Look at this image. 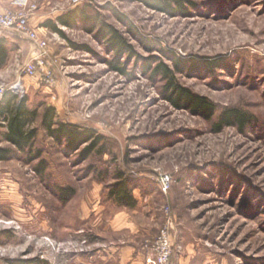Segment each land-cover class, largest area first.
Listing matches in <instances>:
<instances>
[{
	"label": "rangeland",
	"instance_id": "obj_1",
	"mask_svg": "<svg viewBox=\"0 0 264 264\" xmlns=\"http://www.w3.org/2000/svg\"><path fill=\"white\" fill-rule=\"evenodd\" d=\"M77 1L36 2L32 27L48 44L57 85L39 75L20 94L40 112L42 159L28 163L17 152L0 164V264H117L107 254L113 244L145 256L169 220L170 264H264V0ZM73 10V28L58 23ZM48 20L62 34L44 27ZM111 29L131 47L119 61ZM28 42L29 59L6 64L21 76L34 55ZM160 65L214 115L169 100ZM47 107L58 122L101 136L95 152L48 136ZM231 109L249 122L217 131ZM118 174L132 184L135 208L109 198ZM67 187L75 195L64 203L58 188Z\"/></svg>",
	"mask_w": 264,
	"mask_h": 264
},
{
	"label": "trees",
	"instance_id": "obj_2",
	"mask_svg": "<svg viewBox=\"0 0 264 264\" xmlns=\"http://www.w3.org/2000/svg\"><path fill=\"white\" fill-rule=\"evenodd\" d=\"M80 12L82 13V11ZM77 13L78 10H73L67 15L60 16L58 23L65 27L73 28ZM80 20L87 26L89 23H92L83 13ZM43 25L54 32L62 34L61 30L57 27L58 24L53 23L51 20H48ZM104 29L102 30L104 31ZM107 36L110 37V47L117 53V60L122 52H127L131 49L117 30L111 29ZM10 52L11 49L6 45L4 40H1L0 70L5 65ZM112 65L116 71H121V68L117 67L116 64L114 65L113 63ZM156 73L169 79L166 90L171 91L168 94V99L173 103L178 105L180 102L185 101L189 107H196L209 119L214 115V107L211 103L179 89L177 84L170 78V74L172 73L170 68L165 65H160L157 67ZM40 118L39 110L28 106L26 96L20 97V95L13 91L5 92L3 98L0 100V143H8L12 148L0 146V162H7L14 159L17 157V152L26 155V161L28 163L42 159V152L35 149V142L39 134V130L35 127V124ZM248 122L249 117L245 113L237 109H231L224 112L220 123L215 125V129L219 131L223 127L238 124L241 127H245ZM41 126L48 136L54 138L59 144L66 145L70 150H74L83 144H89L84 155L93 154L97 146L103 141L102 137L97 135L94 130L79 129L63 122H58L56 110L52 107L45 109ZM102 151L103 148H100L98 153L101 154ZM47 168L48 164L45 160L39 161L36 166V170L40 175H44ZM121 176L122 174H118L119 182L112 185L109 191V198L121 206L135 208L137 206V200L133 196L132 188H130L132 184L124 180V178L120 179ZM58 191L64 203L68 202L75 195V190L71 187L58 188Z\"/></svg>",
	"mask_w": 264,
	"mask_h": 264
},
{
	"label": "built area",
	"instance_id": "obj_3",
	"mask_svg": "<svg viewBox=\"0 0 264 264\" xmlns=\"http://www.w3.org/2000/svg\"><path fill=\"white\" fill-rule=\"evenodd\" d=\"M75 4L78 3L75 0ZM36 2L27 0L23 2L19 10H7L0 12V38L7 32H16L25 37L31 42L34 55L31 60L24 66L23 72L26 77H40L46 82L50 88H55L57 85L52 72L48 69L50 59L48 54V44L42 40L36 29L32 27V19L38 12ZM20 85L16 84L11 87L0 89V100L3 98L6 91L20 93ZM170 182L169 176L161 177V184L166 189ZM171 221H168V226L165 227L159 234L156 241L150 246H146L148 253L145 254V264H170L172 256V240H171ZM150 247V248H149Z\"/></svg>",
	"mask_w": 264,
	"mask_h": 264
},
{
	"label": "crops",
	"instance_id": "obj_4",
	"mask_svg": "<svg viewBox=\"0 0 264 264\" xmlns=\"http://www.w3.org/2000/svg\"><path fill=\"white\" fill-rule=\"evenodd\" d=\"M27 0H0V12H5L7 10H12L15 11L16 9H19L21 4L23 2H26ZM32 2H40L41 0H29ZM38 16H40L39 13H37ZM37 20V19H36ZM35 21V18H34ZM32 25L35 27V24L32 23ZM4 40L6 45L11 49V52L9 53L8 59L5 63V65L1 68L0 70V82L6 83L5 85L7 87H11L13 85L19 84L20 85V93H17L18 95L20 94H26L25 90V81L26 79H31L26 76H21L20 69H17L16 71H13L11 68H6L7 63L9 62L10 59H15L17 61L18 59L26 57V59H29V53H30V48L26 47V42L28 41L25 37H23L21 34L16 33V32H7L5 33L1 38L0 41ZM30 47L32 44L28 42ZM32 48V47H31ZM23 61V59H22ZM25 62H29L28 60ZM27 63H24L23 61V66H25ZM15 74H11V73ZM35 79V78H33ZM16 93V92H15ZM20 97H22L20 95ZM8 143H0V146L3 147V145H6ZM4 163V162H0ZM4 171V172H3ZM2 173H6L5 170H0V175ZM1 179V178H0ZM7 198V197H6ZM4 199V198H3ZM2 200V199H1ZM6 203V202H5ZM109 258L113 259L116 261L117 264H145V257L144 255L138 250L137 248L133 246H120V245H112L110 248L109 252Z\"/></svg>",
	"mask_w": 264,
	"mask_h": 264
}]
</instances>
